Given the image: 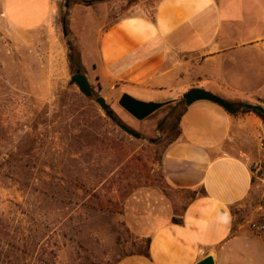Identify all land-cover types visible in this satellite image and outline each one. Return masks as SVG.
<instances>
[{
  "label": "crops",
  "instance_id": "obj_1",
  "mask_svg": "<svg viewBox=\"0 0 264 264\" xmlns=\"http://www.w3.org/2000/svg\"><path fill=\"white\" fill-rule=\"evenodd\" d=\"M0 12L12 27L33 30L55 22L57 0H1ZM67 26L103 96L176 102L197 86L236 105L231 113L207 99L185 104L161 158L181 210L159 203L131 218V231L149 238V255L113 264H195L207 255L214 264H264V231L250 227L257 214H237L264 167V121L240 109L264 105V0H140L117 15L107 0L73 2Z\"/></svg>",
  "mask_w": 264,
  "mask_h": 264
},
{
  "label": "rangeland",
  "instance_id": "obj_2",
  "mask_svg": "<svg viewBox=\"0 0 264 264\" xmlns=\"http://www.w3.org/2000/svg\"><path fill=\"white\" fill-rule=\"evenodd\" d=\"M107 2L111 15L132 5ZM69 6L57 0L55 22L26 31L0 12V264H113L137 247L131 218L159 203L181 210L182 195L166 185L161 158L184 102L137 119L119 105L117 92L103 96L92 77V95L85 96L69 82L78 58L87 71L68 31ZM97 95L142 138L105 115ZM106 137L139 158L117 160ZM254 180L237 214L264 220V185Z\"/></svg>",
  "mask_w": 264,
  "mask_h": 264
},
{
  "label": "water",
  "instance_id": "obj_3",
  "mask_svg": "<svg viewBox=\"0 0 264 264\" xmlns=\"http://www.w3.org/2000/svg\"><path fill=\"white\" fill-rule=\"evenodd\" d=\"M65 6H68L67 2H65ZM62 32L64 36L67 34L64 20L62 21ZM69 82L75 83L85 96L92 95L93 89L90 85L88 78L83 72H72L70 75ZM197 99H207L217 102L224 106L226 109L230 107V104L225 99L202 87H190L187 91L182 94V100L186 105L190 104L191 102ZM94 101L98 104L99 108L104 112V114L110 117L122 130H124L126 133L130 134L133 137L142 138V134L139 131L116 120L115 116L112 114V111L108 106V103L105 101V98L102 95L95 96ZM118 103L135 118L143 119L154 111H156L166 102L142 100L131 96L126 92H123L118 98ZM240 106L251 109H258L264 114V105L260 103L240 102ZM262 147L264 148V139L262 140ZM195 264H214V260L212 255H207Z\"/></svg>",
  "mask_w": 264,
  "mask_h": 264
},
{
  "label": "trees",
  "instance_id": "obj_4",
  "mask_svg": "<svg viewBox=\"0 0 264 264\" xmlns=\"http://www.w3.org/2000/svg\"><path fill=\"white\" fill-rule=\"evenodd\" d=\"M89 1H95V0H65V2L68 3V5H70L73 2L90 3ZM127 1H128L129 4H133V3L137 2V0H127ZM63 20H64V23H65V18L64 17L62 18V21ZM77 54L79 56V51L78 50H77ZM68 57H69V60H71L72 55L69 53L68 54ZM76 62H77V65L78 66L76 67L75 70L81 72V69H79V58H78V60ZM179 102L183 104V100L182 99H180ZM227 102L230 104V107L227 110L229 112L233 113L235 111L234 108H233L234 103H232L230 101H227ZM184 107H185V104L182 105L181 110L176 115V132H175L174 136L168 142H170L173 139H175L177 137L179 131H180V128H179V120H180L181 114H182V112L184 110ZM240 109L241 110H244V111L252 110L256 114H258L262 118V120L264 121V114L260 110H258V109H251V108H247V107H243V106L240 107ZM106 139H107L106 142L108 143V146L111 147V149L113 148L115 150V152L117 153V160L124 159V158H126V156H129L130 155V151H131L132 148L131 147H126V146L122 145L121 142H120V140L118 138H115V137H106ZM103 141L104 140H102V142ZM167 143H166V145H167ZM138 158L139 157H138V154L137 153L136 154H132V156H131V159H138ZM195 193H196V191L194 190V191L191 192V195L194 196ZM128 194L129 193H128V191L126 192V190L123 191V192L122 191L119 192V195L120 196H123V197L125 195H128ZM172 220L175 221V222H181V219L180 218H176L174 216L172 217ZM134 239H136L135 242L137 244V247L134 248V249H132L131 251L125 253V254L139 253V254H144V255H147L148 256L149 255L148 254L149 238L148 237L135 236Z\"/></svg>",
  "mask_w": 264,
  "mask_h": 264
},
{
  "label": "built area",
  "instance_id": "obj_5",
  "mask_svg": "<svg viewBox=\"0 0 264 264\" xmlns=\"http://www.w3.org/2000/svg\"><path fill=\"white\" fill-rule=\"evenodd\" d=\"M257 177L262 181L264 185V168H259L256 171ZM250 227L256 232H263L264 231V220H252L250 221Z\"/></svg>",
  "mask_w": 264,
  "mask_h": 264
},
{
  "label": "flooded vegetation",
  "instance_id": "obj_6",
  "mask_svg": "<svg viewBox=\"0 0 264 264\" xmlns=\"http://www.w3.org/2000/svg\"><path fill=\"white\" fill-rule=\"evenodd\" d=\"M77 70H74L73 72H76ZM93 91V90H92Z\"/></svg>",
  "mask_w": 264,
  "mask_h": 264
}]
</instances>
